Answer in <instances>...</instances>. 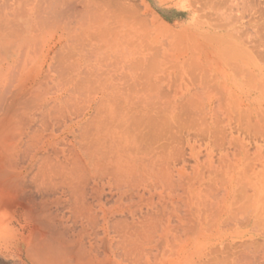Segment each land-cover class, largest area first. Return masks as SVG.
Here are the masks:
<instances>
[{
    "label": "bare ground",
    "instance_id": "bare-ground-1",
    "mask_svg": "<svg viewBox=\"0 0 264 264\" xmlns=\"http://www.w3.org/2000/svg\"><path fill=\"white\" fill-rule=\"evenodd\" d=\"M77 1L78 0H76V2L73 0H0V60L12 59L16 62V64L14 63L13 65L8 62L5 66H0V196L6 193L5 196L8 197L3 198V196H1L0 198H3V201L7 199L6 202L10 201L9 197H12L11 200L13 198L16 199L15 201L18 200L16 203L20 202L19 204L23 205H21V207L24 208L22 210L25 212L24 215L27 216V218H25L23 215L25 220H28L29 217V219L34 220L38 225V227H36L37 231L35 228V233H37V235L35 234V239H32L33 237L31 238L32 242L30 243H33V250L30 252L34 251L35 255H37L36 257H39L43 264L104 263L88 255V253H92L91 246L86 248L79 244L84 241V238L75 243L68 236V232L66 233L67 229L64 228L65 225L62 227V222L59 225L55 224L48 214L50 212L47 213V206H50L49 203L59 200L62 202H69L72 205L70 206L69 204L71 207L70 209L72 211L74 209L75 212L73 213L75 214L71 213L70 215L73 214L78 217V215L84 214L87 216L90 213L89 208L92 205V200H98L99 194H101L99 191L101 187L98 189L96 182L94 186L91 184L90 193H92L91 195L95 198H90L92 199L91 202L88 201L90 193L89 190L86 193V184L90 183V181L87 182L90 171L87 170V166L84 167L82 157L79 158V155L74 153L75 149L73 151L71 150L73 153L70 151V157L79 158V162L75 165H71V161L73 162L75 159H71V161L68 162L66 156V154H70L67 151L73 149L72 146H70L71 148L69 147V145H72L70 144L71 142L67 143L69 144L68 146L66 143L65 145L63 144L69 147V150L66 149V147L62 148L64 150H60L58 148L59 143L56 145L58 147H56L55 143L52 141L53 133L48 129L52 126L50 125L52 120L51 116L54 117V120V115L57 114H51L52 105H56L57 103L51 101L50 104V100L48 99V91L52 82L51 78L49 79L47 75L41 76L39 72V75L38 73L37 75L32 73V75L31 72L35 69L30 68L31 65L29 66V68L32 69L31 72L27 74L28 70H30L28 68L24 76L22 74L19 75L20 58L22 59L29 55L32 50L35 52L39 50L40 46L37 44L39 41L36 43L37 46L35 48L33 47L35 46L34 40L37 38L36 36H38V31L40 29L49 27L54 29V33L56 31L59 32L57 35L59 39L56 38L57 42L54 41L56 45L53 50L55 64L53 65L54 67L52 66L53 68H49L50 70H54L58 75L54 84L60 87V89L62 88L67 94L69 93L70 96L80 98V101L77 100L78 98L76 99L77 102H84V104L89 103V105L93 106L95 111V115L92 117L93 123L90 125L93 127V130L88 127L89 125L87 126L84 124V126L86 125L85 127H88L89 132L84 130L86 132L83 131L82 134L80 133L81 135H79L80 137L77 140L79 143L78 149L85 152L84 154L87 155V159L93 164V170H95L96 173L108 174L116 184H130L131 186L136 176L143 175L146 169L156 167L157 163L155 157L151 155L153 152L150 146L151 144H147L148 146H142V144H140L147 137L146 134L150 136L151 139L153 138V140L155 138L159 139L160 137H164L166 133L170 135V133H172L170 130L175 124L179 130L183 128L184 131V128H187L184 135V140L186 142L197 135H199V137H205L208 141L216 135L217 138H222V140L218 139V142L221 141L220 144L223 143V137L226 138V135L221 137L223 133L221 131L222 128L218 127L216 124V119H218L217 111H225L226 109V114L230 115L229 113H231V111L228 113L227 111L237 110L238 107H235V105H237L235 103L238 101L236 100H234L236 101L235 103L233 102V105L235 104L234 109L225 107L227 103H232L228 100L227 93L241 84L239 79H242V76L240 78L238 77L240 74H245L247 68L254 74H249L251 73L249 71V75H247L249 77H254H251V79L248 77V80H251L249 82L247 78L243 80L247 82H245L246 85L249 83L250 85L248 86L250 87L251 82L253 84L256 82L254 80L256 79L255 75L259 74V65L254 64V61V63L248 64L240 59V57L244 56V53L246 56V53L249 52L248 50V52H246V47H239L240 50L242 48V52H239V49L231 46L235 45L233 44L234 39L230 40L228 38L232 37L231 34L234 36V32L232 33L229 31L227 33L226 31L223 33L227 36L228 34L231 35L223 39L227 41V44L229 42L232 43H229L225 48H221V50L223 49L222 55L228 59L224 61L226 58L222 57V59L224 58L222 60L220 57L221 52L219 47L221 46L217 44V46H219L217 47L215 46L216 44H214V46L217 47L214 48L211 45L212 42H210L211 38L210 40L206 38L210 42L207 44V40L202 42L203 38L198 41L194 35L183 36V34L180 35L175 33L169 30V28L163 30L152 23V21L146 18L140 10V5H143L144 9H146L143 2H139L140 4L137 5L135 2L133 3L129 0H82V3H79L80 5L77 6ZM223 26L224 25H218L215 29L222 28ZM223 28L225 29V26ZM236 32L235 36L236 39L237 37L239 38L237 39L239 41L241 39L239 37L241 34L238 35L239 33L236 34ZM215 35H217V33ZM218 36L219 35H217V37ZM217 39L216 41L218 42L222 39V36ZM238 41L234 42L237 43ZM241 43H243L242 40ZM243 44L246 45L247 48L249 47L245 42ZM252 45L254 44L250 46ZM230 46L233 49L235 48L234 51L237 49L235 51L236 53L234 52L235 54L232 53V58H229L231 55H226L231 49L228 48ZM235 46L238 47V45ZM36 48H38V50H36ZM249 48L253 51L251 47ZM231 51L233 52L232 49ZM237 51L240 53V60L235 59L238 56ZM258 56L259 55H257V57ZM48 60V63H51L50 59ZM256 60L259 61V57ZM43 72L46 71L44 70ZM51 76H53L52 73ZM259 85L255 86L259 88L261 87ZM51 96H53L52 93ZM86 96L88 98L84 100L83 97ZM73 97H70V99L69 96H63V98L57 96L56 99L60 106H62V103L67 106L68 104L72 105V103H74L75 99L72 101ZM240 99L241 98H239V102L243 104ZM231 101L233 100L231 99ZM243 105H247V103ZM232 106H229V108ZM60 108L64 107H59V109ZM73 109H75V107H73ZM75 111H77V109ZM248 112H250V109L245 112L246 115L244 114L247 118L249 116ZM62 113H64V111L60 112L59 115L64 117L66 114L64 113L65 115L63 116ZM222 114H225V112ZM240 115L243 116L241 112ZM60 116H57V118ZM223 116L225 117V115ZM244 116L242 117L243 119H241L242 123L245 120ZM237 117V121H240L238 120L239 116ZM230 118H232V115H230ZM58 121L53 123H60V125L55 124V130H57L59 126L61 128L60 121L62 120ZM40 122H44L45 124H42L41 127L39 126L41 130H39L38 127V125H40L38 123ZM242 123L237 125L241 128ZM248 124L249 123L246 125ZM246 125L243 126L242 129H245ZM45 128L47 132L44 130ZM249 129V131H251V128ZM79 132L81 131L79 130ZM219 132H221V134H219L220 136H218ZM181 135L183 136V134ZM86 137H89V142L87 144L83 142V139ZM175 137H177L176 134ZM168 138L170 142L165 144L163 141L164 144H160L158 152L163 154V151L167 149L166 152L171 155H174L175 152V155L179 154V150L182 149L178 147V144L176 145L174 143L181 140V138H174L172 134ZM63 139L65 138L63 137ZM66 139H68V137H66ZM158 139L156 140L158 141ZM171 141H174V145ZM63 142H65V140ZM211 142L216 144L213 140ZM220 144L218 143L219 146L224 145ZM155 145L158 146V144ZM75 148L77 149V147ZM63 151H65V153ZM181 153L183 154V152ZM73 154L76 156L74 155V157H72ZM103 157L105 161L103 159L102 162L100 159ZM174 157L176 158L177 155ZM244 157H246L245 153ZM177 159L179 158L175 160ZM158 165L161 167L160 162ZM248 165L249 164L246 165L245 163L244 167H241L239 170V173L234 174L233 172L230 176L223 172L227 176L222 175L221 177V174L219 175L216 170L214 171L215 166L209 161L206 167L202 171L200 170L201 172L197 171L193 176L185 172H180L178 181L173 179L172 170L168 168L161 171L162 169L159 167L157 173L160 175V180H163L168 187L172 188L174 185L176 186V184L181 186V193L185 194V196L183 194L181 195L185 198H180L179 202L182 199L184 203H186L187 209L185 211V217L187 220L191 219L195 221L198 215L200 216L203 212H209L213 218L217 220V224L222 223V219L226 214H231L234 218H238V214L242 213L244 216L242 217L245 221V218L255 221L254 219L259 218V216H262V213H264V199L261 198L260 200L258 197L259 195L256 196L252 194L254 191H251L250 194L247 186H245L246 183L244 184V182H247L245 175L248 169L252 167ZM93 176H95V174ZM217 182L218 185L221 182L220 186H222V192L220 194L218 193L219 188L216 186ZM87 185L89 186V184ZM58 187H61L60 189L62 190L56 195L59 190L56 194L55 190L59 189ZM3 201L1 200V205ZM16 203H14V206L17 205ZM176 204L179 203L176 202ZM8 207L9 206L6 205V208ZM13 207L10 206L9 209L11 210ZM6 208L1 209L0 206V214H3ZM19 209L20 207L18 210ZM64 209H66L65 205L63 210ZM67 209H69L68 206ZM67 209L66 211H68ZM105 213L103 215H105ZM59 215L56 216L53 213V216L58 217ZM92 216V218H97V215L95 217L94 215ZM145 216V218H147V215ZM58 219H60V217H58ZM89 219H91V217ZM148 219L149 218H147V220ZM77 220L80 221L78 218ZM94 220L92 221L91 219L92 225L96 223V221L93 223ZM123 221L125 220H121V222ZM27 222L29 223L30 221ZM140 222H142V220H140ZM1 223L2 221H0V229L3 231L6 227ZM32 223L34 222L32 221ZM126 223V221L121 223L122 225H115L114 223L112 228H117L121 225V228L119 227L118 229L122 231V229H124L122 226L125 227L123 238L127 236V238L131 240V244L134 245V239H137V235L140 236L139 238L142 237L141 234H138L139 229H135L140 227V224H137V226L132 222V226L135 225L134 228L130 227L131 222H128V225ZM154 224L152 225L151 223V228H149L152 229ZM79 225L81 227L82 222H79ZM126 225L129 228H126ZM148 226L149 225L146 227ZM158 226L156 224V228H158ZM195 226L194 223L190 228L195 229ZM162 228V231L166 232V224H162ZM31 229L34 230V226L31 227L30 230ZM78 229L81 230L79 227ZM82 230H84V227ZM76 231L77 229L75 232L73 231L74 235ZM78 232L79 230L77 233ZM83 232L88 233L89 231H82V233ZM188 232L192 233L190 230H188ZM69 235L72 234L70 233ZM78 239H80V237ZM133 245L131 247H133ZM24 247L27 248V246ZM88 248H90L91 251ZM137 251H139V248ZM33 255L34 254H32V257L35 258ZM36 259L40 262L38 258ZM204 263L228 264L225 262L216 263L213 257H210V259L208 258L207 262L200 264ZM229 264L234 263L230 262Z\"/></svg>",
    "mask_w": 264,
    "mask_h": 264
},
{
    "label": "rangeland",
    "instance_id": "rangeland-1",
    "mask_svg": "<svg viewBox=\"0 0 264 264\" xmlns=\"http://www.w3.org/2000/svg\"><path fill=\"white\" fill-rule=\"evenodd\" d=\"M73 1L76 2V0ZM129 1L133 3L135 2L137 5L140 4L139 2H143L145 4L146 9H144L143 5L139 6L142 14L146 18L151 20L152 23L156 24L158 27H160L163 30L169 28V30L178 33L180 35L183 34V36L194 35L196 40L198 41H200L203 38L202 42H205L208 38L210 40L211 38L210 42L213 43V44L211 43V45L214 48L221 46L219 47L220 49L218 48L221 52V55L223 53L222 52L223 49L221 50V48H225L230 43L228 41L229 43L227 44V41L224 40L228 38L230 34H228L227 36L226 34L223 33H225L226 31L227 33L229 31H231L232 33L234 32V36L233 34H231L232 37H229L228 39L230 40L234 39L233 44L238 45V47L235 45H231V46L239 50H240L239 47L241 46L244 48L246 47L245 48L246 52L249 51L248 53H246V56L244 53V56H242L243 57L242 58L239 55L240 54L239 52H242L241 51L242 48H241L239 52L237 51L238 56L235 59L237 60L241 59L243 62L248 64L255 62L254 64L259 65V74L255 75L256 79H254L256 82L253 81L255 82V84L251 82V87H250L248 86L250 85L249 83L246 85L247 82L245 81L246 82L245 83L243 81L244 78L245 79L247 78L248 80L249 77L248 75L252 74V72L247 68V70H245L246 76L244 73L238 76L239 78L242 76V79L241 78L239 79L241 81V84L238 87H235L236 89L235 88L231 89L230 92L227 93L228 100L232 102L230 104L233 105V102L235 103L236 101H238L235 103L237 105L234 104L235 107L236 106L238 107L237 110L235 109L234 111L233 110L227 111V113L231 111V113L229 114L232 115L233 119L230 118V115L226 114V109L225 111L220 110L221 112L217 111L218 119H216V124L218 127L222 128V130L220 128L219 129L223 132L222 133L223 135L221 134V132H219L218 136H220L219 134H221V137L226 135L225 136L226 138L223 137V141H222L223 143H221L224 145L220 144L221 141L218 142L219 137L217 138L216 135L210 138L209 141L205 137H201V136L199 137V135H197L196 137L191 138L189 140L190 142L189 141L186 142L184 140L185 138L184 135L186 133L185 130L187 128H184V131L183 128L182 129L180 128L179 130L178 127L174 124L175 126L174 125H173L174 127L172 126L171 129L172 131L170 130V132H172L170 133V135L171 134L174 135V138L177 137L181 138V140L175 142L174 144L176 145L178 144V147L179 148L181 147L180 149H182L179 150V154H176L177 155L176 158L179 159L175 160L176 158L174 156H176L175 155L176 152L174 153V155L172 154L173 156L168 152H166L167 149L163 151V154L158 152L160 148L159 147L160 144L161 145L164 144L163 141L165 142V144L167 142H170L168 140L169 139L168 137H170V135H167L168 133H166L164 137H160L161 139L155 138L154 140L156 142L153 140V138L151 139V137L146 134L147 137L140 144H142V146L151 144L150 146L152 147V151H153L151 155L152 157H155L157 165L160 162L161 167L160 165L158 166L156 165V167L146 169L143 175H139L135 177V180H133L134 182L132 183L133 185L131 186L130 184L129 185L116 184L115 181L112 180V178H110L108 174H103L99 172L96 173V171L93 170V164H91V162L87 159V155L84 154L85 152H83V150L81 149H78L79 143L77 140L80 137L79 135H81L84 130L89 132L88 127H90V129L92 128L93 130V127H91L90 125L93 123L92 117L95 115V111L93 106L89 105V103L84 104V102L81 103L77 102L76 99L78 97L74 98L73 96H70L69 93L67 94L62 90V88L60 89V87H57V85L54 84V82L57 80L58 75L57 73L54 72V70H50L49 68H53L54 67L53 65L55 64V58H53V50L55 49L56 45L54 44V41L57 42V39H59V36L57 37L59 32L55 30L56 32L54 33V29L49 27H46L45 29H40L38 31V36H36L37 38L34 40L35 46L33 47L35 48L38 44V46H40L39 50L38 48H36L38 52L32 50V52L29 55L23 57L22 59L20 58L21 60L19 61L20 73L19 72L18 73L19 75L22 74L24 76V74H26L27 72L26 70L31 65L30 68H33L35 70L32 71V69L29 68L30 70H28L27 74L32 71L31 74L34 73V75H37V73L39 72L41 76L47 75L49 79L51 78L52 82L50 81L51 87L48 91V96H49L48 99L50 100V104L51 101L57 103V104L55 103L56 105H52L51 114L53 115L55 113L57 114L54 115L55 116L54 120H53L54 117L51 116L52 120L50 125L52 126L48 129L53 133L52 141L55 143V146L58 143L60 144V145L58 144L59 147L56 146L60 150H64L62 148L65 147L66 149L69 150L70 146L73 147V149L67 151L70 154H66L68 162L71 161V159H75V161L73 162L71 161V165H75L77 162H79L78 159L82 157L84 167L87 166L88 168L87 170L90 171V175L88 176L87 179V182L90 181V183H87L89 184V186L86 184V187L88 188V189L86 188V193L88 192V190L89 193L91 192L90 190L92 187L91 184H93L94 186L95 182L97 183L96 186L98 189L99 187H101V190L99 189L101 193L99 194V198H98L99 201L97 199H94L95 197L91 195L92 193H90V197L88 196L89 197L88 201L91 202V200L94 199L92 200V205L90 204L91 207L89 208V212L91 214L93 213L92 215H94V217L97 215V218L96 217L92 218L93 216L90 213L87 216L84 214L82 215L80 214L77 217V215H73L75 214L73 213L75 211L73 208H72L73 211L70 209L71 208L70 206L72 205L69 202H64V201L62 202L59 200L52 201L51 203H49L50 206L49 205L47 206L49 208V209L47 208V213L50 212L52 214L51 215L50 213H48L50 215V218L53 219V222L55 224L59 225L62 222L61 223L62 227L65 225L64 228L67 229V231L65 230L66 233L68 232V236L75 243L79 242V240L80 241L83 240L84 238V241L80 242L79 244H81V246L86 248L88 246H91L92 253L91 254L88 253V255L93 258L95 257V259H97L98 261L104 264H188V262L189 264H200L203 262H207V259L208 258L210 259V257H213L216 263L225 262L229 264L230 262H232L234 264H249V263L264 264V213H262V216H259V218H257L259 220L254 219L255 221H252L253 219L248 220L247 218H245L246 219L245 221L242 213L238 214V218H234L231 214H230L231 216L226 214L222 219V223L217 224V220L213 218V216L209 212H205V213L203 212L200 216L198 215V218H196L195 221L191 219L187 220L185 217V213H186L185 211L187 209L186 208L187 206L186 203H184V201L182 200L183 198H185L184 197L185 194L181 193L182 192L181 186L175 183L176 186L174 185V187L172 188L168 187V185L163 180H160V175L159 173H157L159 167L162 169V170L160 169L161 171H164L165 168H168L172 170L174 177L173 179L175 181H178V176L180 175V172H185L186 174L193 176L194 173H196L197 171L201 172L206 167L208 162L211 161L215 166V168L213 167L214 171L216 170L217 173H219V175L221 174L222 177V175L227 176L225 175L226 173L229 176L233 174V172L234 174L239 173L241 167H244L246 163V165L249 164L248 166H252V167L248 169L245 175L247 182H244V184L246 183L245 186H247L250 194L251 191H254L252 192V194L256 196L259 195L258 197L260 198V200L261 198L264 199V79H263L264 78V0H129ZM77 3H78L77 6H79L82 3V0H78ZM218 25H224L225 29L223 28L224 26L222 28L220 27L215 29V27H218ZM235 32L236 34L239 33L238 35L241 34L239 36L241 38L239 41L237 40L239 39L238 37L236 39ZM216 33L220 37L222 36V39L223 38L224 39L223 40L220 39L217 42L216 41L218 40L217 38L220 37L219 36L217 37V35H215ZM209 40H207L208 42L206 41L207 44L210 43ZM241 40L243 41V43L245 42L249 47H251L253 51L249 47L247 48L246 45L241 43ZM234 41L235 42L238 41L240 44L238 42L235 43ZM214 44H216L215 46L219 44V46L215 47ZM251 44L254 45L250 46ZM231 46L228 48H231ZM231 49L233 50V52L231 51ZM231 49L230 51L228 50L229 51L228 53L231 54L226 53L227 56L231 55L229 58H232V55L235 54L236 53L235 51L237 50L236 49L234 51L233 48ZM256 54L259 55L258 56L259 61L256 60L258 58ZM221 55H220L221 59L222 57H225ZM48 59H50L51 63H48L49 62ZM226 60L228 59L226 58L224 61ZM8 62H10L12 65L14 63L16 64V62L13 61L12 59H8V60L2 59L0 60V66L1 67L5 66V64L6 63L8 64ZM44 70L46 72H43ZM249 71L251 73L248 74ZM51 73L53 74V76H51ZM251 77L249 78L251 79ZM249 81L251 80H248V82ZM255 85H259L261 87L258 88ZM51 93L53 96H51ZM65 95L69 96V98L73 97L72 101L75 99L72 105L68 104L66 106L64 103H62L61 104L62 106H60L58 104V100L56 99L57 96H61L63 98V96L66 97ZM83 98L84 100H86L88 97L86 96ZM239 98H241L240 101L243 102V104L247 103V105H243L242 103H240ZM231 99L233 101H231ZM77 100L80 101V98H78ZM230 104L227 103L225 108L234 109L235 108L234 105L232 106ZM56 106H57V110H56ZM229 106L232 107L229 108ZM252 106L255 108H253ZM59 107H64V108H60L61 109L60 110ZM73 107H75V109H73ZM242 108H243V112H242ZM76 109L77 111H75ZM249 109L250 112L248 113L250 118L249 116L247 118V116L245 117L244 114ZM255 109H256V113H255ZM62 111H64V113L66 114L65 115L64 113H62L63 116L65 115L64 117L59 115L60 112ZM224 112L225 114H222ZM240 112L245 118L243 123L241 121V119H243L242 118L243 116L240 115ZM223 115H225V117ZM57 116L60 117L57 118ZM237 116H239L238 120H240L241 122L237 121L238 118ZM58 120H62L60 121L61 128L59 126L57 130H55L54 128L56 126L55 124L58 123L55 124L53 123ZM239 122L242 123L241 128L239 125H237L240 124ZM247 123L249 124L246 125ZM38 124H40L38 125V127L39 126L41 127V125L44 124V122L43 123L40 122ZM84 124L89 126L85 127L86 125L84 126ZM243 124L246 125L245 129L247 131L245 129H242V127L245 126ZM58 125H60V123ZM40 127L39 130H41ZM248 127L251 128V131H249L250 129ZM44 130H46L47 132L46 128ZM79 130L81 132H79ZM174 132L177 137H175ZM181 134H183V136ZM63 137L65 139H63ZM66 137H68V139H66ZM156 139H158V141ZM64 140L65 142H63ZM212 140L216 144H213V142H211ZM219 140H222V138H220ZM235 140L237 143L235 142ZM182 141L184 144L182 143ZM216 141L221 146H219ZM69 142H71L70 144L72 145L67 144ZM83 142L87 144L89 142V137L84 138ZM171 142L173 144L174 141ZM65 143L67 144V146L69 145V147L64 146ZM155 144H158V146H156ZM75 147H77V149ZM241 148H243L244 150ZM74 149L76 150V152ZM71 150L72 151L74 150V153L76 155H79L78 156L79 158L74 157L75 154L72 155V157L74 158H71L70 157L72 152ZM63 152L65 153V151ZM181 152H183V154ZM244 153L246 157H244ZM103 159L105 161L104 157L101 158L100 161H102ZM173 159L176 162H174ZM92 174L93 175L95 174V176H93ZM220 183L218 185L217 182L216 185L219 188L218 191L219 194L222 192L221 190L222 186H220ZM60 188L55 190V194L59 190L56 195H58L59 192L62 190ZM3 194L4 195H1L3 196V198H8L5 196L6 193ZM181 194H183L184 196ZM3 198L2 199L0 198V202L1 200L3 201ZM11 198L9 197L10 199V201L8 199L9 202H6L7 199H4L3 202L5 207L3 206V202H2V205L0 204L1 209H5L6 205H8L9 207L10 206L13 207L14 203L18 201V200L15 201L16 199L14 198L11 200ZM180 198L182 199L179 202ZM176 202L179 204H176ZM19 203H16L17 205L11 208L12 212L8 207L6 208V210L8 211L5 210V212L3 211V214H0V219H1L0 221H2L1 224L5 225L6 227L5 230L3 231L0 229V264H43V262L41 263V259H39V257H36L37 255H35L34 251L30 252L31 250H33V243L30 242H32V239H35V234L37 235V233H35V228L38 227V225L34 220L29 219V217L28 220H25L27 216L24 215L25 212L24 210H22L24 208L21 207L22 204ZM66 204L69 209H67ZM64 205L68 211H66V209H64L65 211L63 210ZM18 206L20 207L19 210H18L19 208ZM52 212L56 216L62 213L58 217H60V219L63 217L64 219L62 218L61 221L60 219H58V217L53 216ZM103 212L105 213V215H103L104 214ZM71 213L73 214L70 215ZM23 215L25 218L23 217ZM145 215H147L149 221L147 220V218H145L146 217ZM71 216L73 219L71 218ZM111 216H115V217H111ZM90 217L92 221L96 219L93 222L95 223L96 221L94 225L91 224L92 221L91 219H89ZM77 218L80 219V221H78ZM121 220H125L127 223L131 222L130 223L131 226L129 225L130 227L135 226V225L132 226L133 224L132 222H134V224L136 225L140 224L139 225L140 227L138 228L134 227V228L136 230L139 229L138 234H141L142 239L139 238L140 237L139 235H137V239H134V245H133L131 244V240L127 238V236L123 238L124 237L123 232L125 230V227L122 226V228H124L122 229V231L121 229H118L122 225L121 223L125 222V221L121 222ZM140 220H142V222H140ZM27 221L30 222L28 223ZM32 221L34 223H32ZM79 222H82L81 227H80L81 224L79 225ZM150 222L152 223V225L155 223L153 226V228L155 227L154 229L153 228L150 229L151 228ZM114 223L115 225L116 224H121V225H119V227L117 228L116 227L112 228L114 226ZM194 223L196 225L195 226L196 228L195 229L190 228L194 225ZM104 224L106 227L104 226ZM156 224L157 226L159 225L158 226L159 229L156 228ZM162 224H166L167 226L166 232L162 231L163 229ZM127 225L126 228L128 227ZM147 225L149 226L146 227ZM33 226H34V230L33 229L30 230V228ZM70 226H73L74 228ZM78 227L81 228V230L78 229ZM83 227L84 230H82ZM76 229L77 231L79 230V232L77 233L76 231L74 235ZM188 230L192 231V233L191 232L189 233ZM82 231H89V232L82 233ZM69 232L73 236L69 235L70 234ZM77 237L78 238L80 237V239H78ZM132 245L133 247H131ZM24 246H27V248ZM136 247L137 250L139 248V251L136 250ZM88 249L90 250V248ZM31 253L34 254L33 256L35 258L32 257ZM36 258H38L40 262H38ZM34 260H36L37 262Z\"/></svg>",
    "mask_w": 264,
    "mask_h": 264
}]
</instances>
